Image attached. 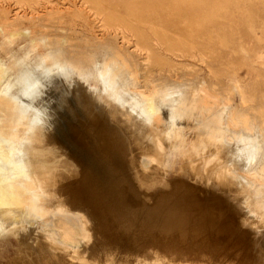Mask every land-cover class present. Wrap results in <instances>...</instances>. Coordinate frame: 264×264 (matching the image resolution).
<instances>
[{"label": "bare ground", "instance_id": "1", "mask_svg": "<svg viewBox=\"0 0 264 264\" xmlns=\"http://www.w3.org/2000/svg\"><path fill=\"white\" fill-rule=\"evenodd\" d=\"M16 1L28 6L35 2ZM86 1L94 14L105 16L104 27L120 24L131 30L136 49L145 55L141 65L106 40L93 43L98 37L91 38L84 48L75 38L49 34L48 27L24 15L0 24L27 37L30 45L21 57L8 52L11 66L0 62V234L14 237L20 253L11 263L72 264L57 257L68 256L81 264L89 251L95 256L93 264H141L151 246L168 264H183L185 256L202 252L209 255V264H264V254H259L264 244L255 235L264 233V82L260 77L248 80L251 72L245 67L225 96L219 84L205 79L164 83L159 75L157 83L153 78L154 68L160 73L165 66L170 73L180 68L160 48L175 57L180 53L190 58L194 51L203 56L194 36L217 30L207 11L210 0H160L153 5L130 0L121 9L107 0ZM174 22L181 32L169 30ZM32 50L45 51L35 64L28 62ZM10 71L16 72L14 83L7 80ZM210 74L218 76L212 68ZM234 94L238 104L233 103ZM183 148L186 155L171 177L168 157ZM108 157L116 165L117 159L124 162L126 175L130 173L141 190L168 191L159 193L158 204L170 207V214L126 213L118 203L127 198L119 175L125 178V172L115 170ZM184 163L185 169L190 165L213 176L215 184L209 183L214 189L216 182L230 178L234 183L229 179V188L236 184L233 189L242 195L237 197L240 215L227 204L235 210L227 211L233 217L229 215L239 217V223L247 219L263 227L250 224L255 230L249 231L254 232L251 236L242 229L222 231L212 217L215 213L208 210L207 202L216 197L204 192L197 198L198 187L190 185L193 178L189 181ZM234 192L230 196L238 194Z\"/></svg>", "mask_w": 264, "mask_h": 264}, {"label": "rangeland", "instance_id": "2", "mask_svg": "<svg viewBox=\"0 0 264 264\" xmlns=\"http://www.w3.org/2000/svg\"><path fill=\"white\" fill-rule=\"evenodd\" d=\"M1 1H4L3 3H5V4H3ZM107 1L110 4V5L108 4L109 6H111V4H113L114 9H121L122 5L125 2H129L130 0H107ZM133 1H135V3L137 5H140L143 2H147L149 5H153L157 2H160V0H133ZM1 3H2V5H1ZM210 3H211V5L208 7L207 11H208V14L211 15L212 18L216 21V24H214L213 26H215L217 28V30L208 31L205 34H203L202 36L201 35L194 36L195 38H197L198 44L200 43V45L202 46L201 51L204 52V54L202 52H201V54L203 56L204 55L205 56L203 57L199 54L200 52L194 51L193 54L190 56V58H189V56L182 55L180 53H178L179 57H175L172 54L169 55L168 53H166L163 48H160L161 53L163 55H167L168 57L170 56V58H172L177 64L180 65V68L173 73L168 72L169 69L167 66H165L163 69L164 73H163V71H161V73H160L156 68H154L153 73L156 76H153V78L155 77L154 80H156V82L158 81L157 83H160V82L171 83L172 79H173V81L178 79L184 83H189L191 81L198 82L200 80L205 79L209 83L219 84L218 87L221 89L222 94L227 95L228 93L225 92V90L226 91L230 90L233 81L235 79H240L245 67L248 68L251 72V75H250L251 77H248V80L251 81L254 78L260 77L259 78V79H261L260 81L264 82V60H262L264 57V0H210ZM16 5H18V6H16ZM28 5H29L28 3H23L22 5H20L16 0H12V1L11 0H0V11H1L0 12V20H1L0 24L1 25L10 24V23L16 21L19 16L24 15V16H26L27 19H29L31 21H34L36 19L35 21H37L40 25H44V26L48 27L49 31H47V32H49V34H51V35H54V36L58 35V37H61V38L66 39V40H72L75 38L74 40L76 41V43L81 44L80 45L81 47L86 48V46L88 44H90L91 42L94 43L95 41L98 42V41H103V40L105 41L106 40L105 44L107 43V45L111 46L115 50H119L121 53L124 54L125 57L130 58V59L133 58V60H135V62H137L139 65H141L140 62L143 61L145 58V55L141 54V52H138V50L136 49V42H135L136 38L134 37V34L131 33V30L125 28L124 26L122 27L120 24L117 25L118 28L116 26H114V28L112 27L110 29H109V27H104L103 20H104L105 16L94 14L95 12L90 10L91 5L86 0H84V1L83 0H35V2L33 1L31 6H28ZM30 8H32V9H30ZM16 11H17V13H16ZM9 15H12V16H9ZM82 15H84V16H82ZM97 16H99V17H97ZM14 17H16V18H14ZM28 17H30V18H28ZM34 17H36V18H34ZM66 17H68V18H66ZM2 19L4 20L3 22H2ZM166 19L170 21V16L166 15ZM159 20H160L159 21L160 25L162 27H164V25L162 23V19H159ZM132 22L134 24H137L136 21L132 20ZM1 25H0V62L7 64V66H11L12 59L9 58L8 52L10 50H12L13 54H15V56H18V57L23 56L25 53H27L28 50H30V45L28 44L29 39L22 34L12 32L11 29H6V30H5V28L2 29ZM167 27L169 28V30H171L173 32H181L182 31V28L178 22L170 23ZM24 28H26V27H24ZM123 28H125L126 30L124 29L125 30L124 31ZM70 29H73V30H70ZM64 35H66V36H64ZM69 35H71L72 37ZM75 36H77V37H75ZM90 36H92V37H90ZM24 37L26 38V40ZM80 37L84 41L81 40ZM94 37L95 38L98 37V39L94 40ZM70 38H72V39H70ZM91 38L94 41H91L92 40ZM12 42L15 44V46H14V44H12ZM204 43H205V45H204ZM116 46H118V47H116ZM204 48L206 50H204ZM210 49L212 51H210ZM123 50H124V52H123ZM19 52H20V54H18ZM32 52H34V53H32ZM129 53H131V54H129ZM44 54H45V51H43V50H32L30 52V58L28 59V62H30V64H35V62H37V60H38L37 57L39 55H44ZM135 56H137V57H135ZM138 59H139V61H138ZM210 68H212V70H214L216 75H218L217 77H214L212 74H210ZM222 69H223V71H222ZM218 70H221V71H218ZM216 71H218V72H216ZM228 72H230V73H228ZM218 73H220L221 75ZM230 74L234 75V77ZM15 75H16L15 71H10L7 75V80H10L11 82L14 83L13 78ZM159 75L162 78H160ZM195 75H196V77H195ZM229 75H230V77H228ZM167 76H168V78H167ZM159 78L161 79V81ZM219 80H220V82H219ZM261 85H262L261 89L264 88L263 83H261ZM218 87H217V89H218ZM228 87H230V88H228ZM228 92H230V91H228ZM15 93H16V91H15ZM233 98H235V99H233L234 100L233 103L238 104L239 103V96L234 94ZM186 152H187V150L185 148H183V149L178 150L176 155H170L168 157L170 167H171V170L169 172L170 176L172 175L171 177H174L177 175L176 173L178 172V170L181 167L182 160L184 159ZM225 154H226V152H225ZM225 154H224V156H225ZM227 154H226L227 157L223 156L224 159L225 158L228 159ZM107 159L109 161V160H111V157H108ZM227 159L224 161L227 162L228 161ZM112 160H111V165L112 164L114 165V166L112 165V167H114L115 170H119L118 172H121V173H123V171L124 172L126 171L125 169H127V168L125 167L126 166L125 163L124 162L122 163V161H120L122 159L119 160L121 163L118 162V159H117L116 163L117 164L119 163L120 165L119 164L116 165L115 163H113ZM115 165L117 166V168L119 166L120 169H117ZM183 165H185L184 169L186 166L188 167L187 163H184ZM188 169H185L186 171H188V173L185 170L184 171L186 172L187 175H189V177H188L189 181H191L190 179H192V178L194 179V180L192 179V181L190 182V185L193 186V184H194L195 188L198 187V189L196 190L197 198L201 199L202 195H204L203 194L204 192H205V194L210 193V194H212V196L214 195V197H216L214 200H210L207 202V203H210L209 204L210 208L208 210H211V212L215 213L212 215V217H214L215 219L218 220L215 224L218 227H220L222 231H224L225 233H230V232H237V231H240V229H242V232L244 231V233L246 232V235L251 236L254 233L253 232L250 234V232L252 231L251 229L254 230L253 225H256L255 227L258 226L257 229L259 227H261V228L263 227L262 223H258L257 221L253 222V225H252L251 221L248 223L249 220L247 221V219L245 217H242V218L246 219V220H244V221H246V223L244 221H242L244 223H242V222L239 223L238 220L240 218L239 217L237 218L236 215L237 214H238V216L240 215V213H237V212H241V208H239V204L241 202L237 197H238V195L241 196L242 193L239 191L238 192L236 191V189H235L236 184H234V186H233V187H235L234 189H233V187L231 189L229 188L233 185L232 184V185L228 186V184L233 182L230 178H228V180L230 179V181H231L230 183L227 180V177L224 178L223 180L219 181V182H216L217 185L221 188L222 184L224 183L223 184V186H224L225 183L228 181V183H226L227 186L225 185V188L226 189L228 188V189L225 190V188L222 187V189L223 188L224 189L223 190L219 189L218 191L222 190L219 193L218 191H216L219 188L217 185H215V187H217V188L214 189L213 185L215 184V182H214L215 180H214L213 176L211 178L210 174L207 176L205 174L203 175V173L200 172L201 169L198 167L195 170H193L189 165ZM173 170L176 172H174ZM203 170L204 169H202V171ZM192 172H193V175H192ZM126 174H127V172H125V178L127 177L126 178L127 181L125 180V178L123 176L124 173H123V175L122 174H119V175L121 176V180L123 179L124 183L127 186V187L125 186L126 190H124V194H123V196H125L127 198L124 197L125 198L124 200L118 202L121 207L124 206V208H125L124 210L126 213H128L129 215H132V216H134V215L136 216V215L143 213V212L148 214V215H152V214H155L157 211H161L160 213H162V215L170 214L169 213L170 207H168L167 205H164V207H163V206L158 204L159 193L163 194V195H167L168 191H166L165 189H157V190H149V191L147 190V192L145 189L141 190L140 186H138L133 181V179L131 180V178L129 177L130 173H128V175H126ZM198 175H200V177H201L200 179H199ZM130 176L132 177V175H130ZM197 176H198L197 179H199V180L196 179ZM204 177H205V179H203ZM206 178L208 179L207 180L208 182L206 183L204 181L205 183L203 185V180H206ZM195 180H196V182H194ZM130 181H132V183ZM209 181H213V185L210 186ZM208 183H209V185H208ZM133 184H135V185H133ZM195 184H197V185H195ZM206 184H207V186H206ZM204 186H206L207 189L204 188ZM199 188L200 189L202 188L204 191L203 190L201 191ZM212 189H214V190H212ZM229 189H230V191L233 190V191H231L232 195H233L232 192H234V191H235L234 193H238V194H234L233 197L230 196L231 194L228 191ZM224 190L226 193L224 192ZM219 194H221L220 195L222 197L221 199L217 198V196H219ZM225 195H227L228 197L230 196L232 198H235L237 200H235V199L232 200V198H231V200L229 201L230 198H228ZM224 196L226 199L224 198ZM128 198H130V199H128ZM216 199H218L217 201H219V202H217ZM222 200L223 201L225 200L224 201L225 203L222 202ZM220 202H221V204H220ZM135 203H137V205ZM222 203H224L226 206H227V204H228V206L232 205L231 208H234L236 210V215H235L234 220L232 218L233 217L232 213L235 214V210L230 209V207H228V206L225 207V205ZM234 204L238 205V206H235ZM222 205H223V208H222ZM226 208H228V209L225 210ZM229 210H231L232 213L227 212ZM247 224H249L248 227H250V228L247 227ZM250 224L253 227H251ZM242 225H244V226L242 227ZM245 230H247V231H245ZM255 235L258 236V240H259L260 245H263L264 244V233L256 231ZM261 237H263V238L260 239ZM13 238L14 237H12L10 235L0 234V264H12L13 261L15 260V258H18L20 256L19 251H16L18 248L17 241L15 238L14 239ZM251 240L254 243L256 242V239L253 240L251 238ZM149 249H147L146 253H144L142 255V260L144 262L141 261V264H144V263L147 264V262H148V264L149 263L150 264H159V263L160 264L161 263L168 264V263L164 262L163 256H162V254L157 252L158 250H156L155 248H153L151 246H149ZM54 251H57V250H54ZM239 252L250 253L252 251H229L230 254L237 253L238 255H239ZM259 252H260L259 254H261V253L264 254V251H259ZM154 254H156V255H154ZM150 256L151 257L153 256V257L151 258ZM207 256H208V258H207ZM57 257H63V258H65V261H68L72 264L76 263V261L71 260L68 256H57ZM82 257L85 259V261H82L81 264H93V262H94L93 260L95 259V256L93 257L92 253H90L89 251H86L85 254L82 255ZM185 257H186L185 258L186 261L184 259L180 258L181 259L180 261H182V260L185 261V262H183V264L184 263L185 264H196V263L197 264H209V262H208L209 255H207L206 252L198 253L197 256H195V255L189 256L188 255L189 259L187 256H185ZM194 257H195V259H194ZM191 258H193V259L190 260ZM12 259H13V261H12ZM159 259L161 260V262Z\"/></svg>", "mask_w": 264, "mask_h": 264}]
</instances>
